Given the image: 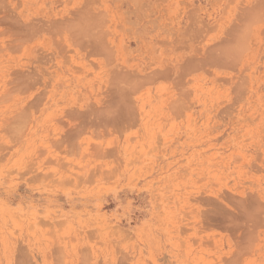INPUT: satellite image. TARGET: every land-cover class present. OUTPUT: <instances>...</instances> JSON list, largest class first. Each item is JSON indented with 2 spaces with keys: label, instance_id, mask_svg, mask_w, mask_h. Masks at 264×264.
I'll use <instances>...</instances> for the list:
<instances>
[{
  "label": "rangeland",
  "instance_id": "rangeland-1",
  "mask_svg": "<svg viewBox=\"0 0 264 264\" xmlns=\"http://www.w3.org/2000/svg\"><path fill=\"white\" fill-rule=\"evenodd\" d=\"M0 264H264V0H0Z\"/></svg>",
  "mask_w": 264,
  "mask_h": 264
},
{
  "label": "bare ground",
  "instance_id": "bare-ground-1",
  "mask_svg": "<svg viewBox=\"0 0 264 264\" xmlns=\"http://www.w3.org/2000/svg\"><path fill=\"white\" fill-rule=\"evenodd\" d=\"M88 14H90V13H88ZM251 14H252V13H251ZM251 14H250V15H251ZM80 16H81V15H80ZM94 16H95V15H94ZM247 16H248V15H247ZM86 17H87V16H86ZM88 17H89V15H88ZM91 17H92V16H91ZM95 17H96V16H95ZM249 18H250V17H249ZM253 18H254V17H253ZM90 19H91V18H89V21H90ZM97 19H98V18H97ZM80 20H81V19H80ZM80 20H79V21H80ZM91 21H92V20H91ZM96 21H98V20H96ZM76 22H77V21H76ZM84 22H85V21H84ZM84 22H83V23H84ZM94 22H95V21H94ZM99 22H100V21H99ZM87 23H88V19H87ZM92 23H93V21H92ZM92 23H90V25H91ZM75 24H76V23H75ZM99 24H100V23H99ZM87 25H89V24H87ZM97 25H98V24H97ZM94 26H96V25H94ZM91 27H92V26H91ZM82 28H83V27H82ZM84 28H86V27H84ZM80 30H81V29H80ZM82 30H84V29H82ZM82 30H81V31H82ZM81 31H80V32H81ZM82 32H84V31H82ZM87 33L89 34V32H87ZM87 33H86V34H87ZM102 34H103V33H102ZM102 34H101V35H102ZM74 35H75V34H74ZM76 35H77V34H76ZM80 35H83V33L79 34V36H80ZM91 36H93V35H91ZM102 36H103V35H102ZM80 37H81V36H80ZM80 37H78V38L81 40ZM75 38H76V37H75ZM78 38H76V39H78ZM86 38H87V37H86ZM89 38H90V36H89ZM91 38H92V37H91ZM99 38H100V37H99ZM96 39H97V38H96ZM103 39H104V38H103ZM80 40H78V41H80ZM93 40H94V39H93ZM96 41H97V40H96ZM87 42H88V41H87ZM92 42H93V41H92ZM97 42H99V40H98ZM77 43H78V42H77ZM81 43H82V42H81ZM81 43H78V44H81ZM89 43H90V42H89ZM83 44H84V43H83ZM102 44H103V43H102ZM84 45H86V44H84ZM92 45H93V44H92ZM231 45H232V44H231ZM96 46H97V45H96ZM92 47H93V46H92ZM227 47H228V46H227ZM230 47L233 48V46H230ZM93 48H95V47H93ZM103 48H104V47H103ZM228 49H229V48H228ZM228 49H227V50H228ZM234 49H236V48H233V51H234ZM105 50H106V49H105ZM225 50H226V49H225ZM227 50H226V51H227ZM101 51H102V50H101ZM229 51H230V50H229ZM233 51H232V52H233ZM102 52H103V51H102ZM234 52H235V51H234ZM234 52H233V55H234ZM220 54H221V53H220ZM222 54H223V53H222ZM229 54H230V53H229ZM231 54H232V53H231ZM223 55H224V54H223ZM223 55H222V56H223ZM226 55H227V54H226ZM219 57H220V56H219ZM227 57H228V56H227ZM216 58H217V57H216ZM223 58H224V57H223ZM225 58H226V57H225ZM232 58H233V57H232ZM228 60H229V59H228ZM217 62H218V61H217ZM118 78H119V76H118ZM124 78H125V77H124ZM118 80H119V79H118ZM118 80H117V81H118ZM123 80H124V79H123ZM121 87H122V86H121ZM118 88H119V87H118ZM118 88H117V90H118ZM131 88H132V87H131ZM121 95H122V94H121ZM117 97H118V96H117ZM119 97H120V96H119ZM119 97H118V98H119ZM121 98H122V97H121ZM112 103H114V102H112ZM123 103H124V102H123ZM125 103H126V102H125ZM114 104H115V103H114ZM121 105H122V104H121ZM120 109H121V108H120ZM113 119H114V118H113ZM114 120H115V119H114Z\"/></svg>",
  "mask_w": 264,
  "mask_h": 264
}]
</instances>
